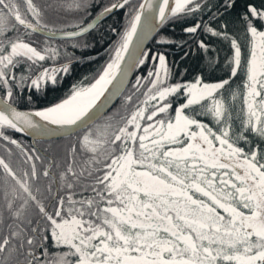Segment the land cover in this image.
Here are the masks:
<instances>
[{
	"label": "snow or ice",
	"instance_id": "6c2138e0",
	"mask_svg": "<svg viewBox=\"0 0 264 264\" xmlns=\"http://www.w3.org/2000/svg\"><path fill=\"white\" fill-rule=\"evenodd\" d=\"M0 141V264H264V0H0Z\"/></svg>",
	"mask_w": 264,
	"mask_h": 264
},
{
	"label": "trees",
	"instance_id": "16d2710c",
	"mask_svg": "<svg viewBox=\"0 0 264 264\" xmlns=\"http://www.w3.org/2000/svg\"><path fill=\"white\" fill-rule=\"evenodd\" d=\"M70 18L71 17L69 16L68 19ZM123 22H124V16L119 10H117L116 13L108 17L104 22L105 26L103 30L95 34L96 41L92 47L86 50V54L84 58L74 64L72 72L68 76L63 78L62 83H60V85L57 87L55 91H49L47 95H42L40 97V100H39L40 104L43 105L50 101H53L56 98L61 97L69 89L71 83L73 82H78L84 79L85 77H87L88 79L84 80V82L87 83L91 79L92 75L97 71V69H99L101 65L107 60L108 58L107 50L110 48L112 43L116 40V35L108 32V26L109 25H112V26L122 25ZM164 31L170 35H174L177 39L181 35L179 28L177 27L174 29L172 25H168L167 28L164 29ZM147 46L149 48L160 47L164 50H167L169 52V59L172 60L174 58L173 57V53L175 51L174 48H171L167 45H156L153 39L148 43ZM218 54L220 56H224V50L221 49V51ZM77 55H79V52H77ZM176 59H179V58L176 57ZM149 63H151V61H149ZM135 71H136V74L139 75L142 72H146L147 69L144 68V66H141L140 69L135 70ZM133 78L134 77H132V79ZM27 91L28 90L26 89L25 94H27ZM119 104H120V100L118 99L113 107ZM111 109L109 111H111ZM10 135H12L14 138L19 140L24 146L31 145L29 139L25 138L20 133H16L13 131V132H10ZM4 147H5V143L3 141H0V156H4L7 159L8 157L4 151ZM12 147H13V156L11 159H12L13 166L14 167L22 166V165H19L18 150L15 149L14 146ZM36 147L42 154L51 155L48 142L40 141L37 143ZM0 178H2V172H0ZM2 196H3V193H2V190H0V199H2Z\"/></svg>",
	"mask_w": 264,
	"mask_h": 264
},
{
	"label": "water",
	"instance_id": "95a60500",
	"mask_svg": "<svg viewBox=\"0 0 264 264\" xmlns=\"http://www.w3.org/2000/svg\"><path fill=\"white\" fill-rule=\"evenodd\" d=\"M151 39H152L151 37L149 39H147L145 41V44L148 45V43L150 42ZM129 78L131 79L132 77H129ZM117 100L118 99L114 98L112 101L109 102V104L107 105V111H109L112 108V106L116 103ZM20 134L23 135L25 138L29 139L30 143L32 142V139H33L32 136L27 135V134H23V133H20ZM42 142H48V141H42Z\"/></svg>",
	"mask_w": 264,
	"mask_h": 264
}]
</instances>
